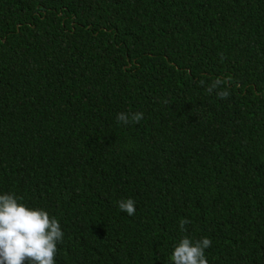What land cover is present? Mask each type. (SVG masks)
<instances>
[{"label": "trees", "instance_id": "16d2710c", "mask_svg": "<svg viewBox=\"0 0 264 264\" xmlns=\"http://www.w3.org/2000/svg\"><path fill=\"white\" fill-rule=\"evenodd\" d=\"M4 194L58 220L55 264H173L185 237L264 264V0H0Z\"/></svg>", "mask_w": 264, "mask_h": 264}, {"label": "clouds", "instance_id": "9594fccd", "mask_svg": "<svg viewBox=\"0 0 264 264\" xmlns=\"http://www.w3.org/2000/svg\"><path fill=\"white\" fill-rule=\"evenodd\" d=\"M224 57L221 55V61ZM224 81L216 79L207 88L209 94L217 91L220 99H227L230 92L221 88ZM142 112L119 113L117 120L124 125L139 123ZM12 194L0 195V264H55L57 244L63 240V232L57 219L41 209H31ZM120 211L132 216L136 212L133 199L118 202ZM187 220L180 222V230H185ZM209 238L193 241L183 238L175 247L171 260L173 264H208L205 250L211 247Z\"/></svg>", "mask_w": 264, "mask_h": 264}]
</instances>
